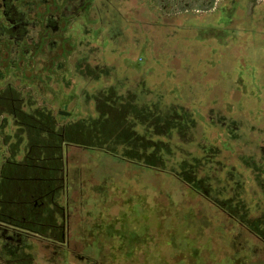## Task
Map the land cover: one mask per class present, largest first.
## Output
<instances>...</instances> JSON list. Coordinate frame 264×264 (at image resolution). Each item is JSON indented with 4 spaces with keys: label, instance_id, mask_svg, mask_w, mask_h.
I'll return each mask as SVG.
<instances>
[{
    "label": "flooded vegetation",
    "instance_id": "obj_1",
    "mask_svg": "<svg viewBox=\"0 0 264 264\" xmlns=\"http://www.w3.org/2000/svg\"><path fill=\"white\" fill-rule=\"evenodd\" d=\"M150 1L163 5L168 3L166 0ZM173 1L176 4L213 2ZM177 18L164 16L161 21L171 23ZM136 19L139 20L137 0H0V264H63L65 256L59 247L64 245H59L57 239L65 233L25 232L23 228L32 225L22 223L32 222L34 217L6 214V190L12 195H17L12 189L18 190L19 194L33 191L25 181L28 171H38L34 168L41 162L35 158L38 149L51 150L44 161L55 167V173L62 175L58 170V136L65 139L63 145L80 148L72 140L78 138L74 131L82 127L88 138L84 144L92 146V149L101 147L110 151L119 146L115 141L123 132L135 130L131 121L140 110L138 99L150 87L147 78L138 79L130 71L134 63L132 57L139 53L142 42L140 39L143 37L139 36L143 34L150 40L144 42L149 50L155 35L162 38L159 47L166 35L172 33L170 28L154 31L152 27L153 36L147 32L144 35L139 31ZM149 20L151 24L155 23L153 16ZM172 36L179 42L176 32ZM169 38L171 40V36ZM174 46L177 49L181 47ZM197 53L200 52L183 50L179 55ZM45 68L55 69L58 76L61 74L58 78L61 87L69 90L73 84L77 86L76 92L69 90L66 94L63 91L55 97L49 91H43L42 84L50 82L41 76ZM35 89L44 92L45 96H37ZM77 97L79 103L75 100ZM78 109H81L83 117H75ZM58 119L65 122L60 123ZM110 124L114 126L106 132ZM90 133L98 137L89 139ZM6 146L10 152L8 159L11 158L8 162ZM6 162L8 166L9 163L16 165L10 173L12 184H6ZM57 174L45 176L55 177ZM40 176L35 175V178ZM212 192L217 193L216 187ZM218 198L219 195L217 198L205 195L207 201L212 200H209L211 203L217 202ZM42 199L21 195L19 202L27 203L30 212L35 213L38 212L36 210L41 211L36 207L44 204ZM229 202L235 206L238 204L231 199ZM41 235L54 239L47 241L52 245L44 247L52 255L51 259L42 260L39 248L42 246L39 245ZM71 255L68 253L67 256ZM78 257L82 259V256ZM85 258L89 259V256Z\"/></svg>",
    "mask_w": 264,
    "mask_h": 264
},
{
    "label": "rangeland",
    "instance_id": "obj_2",
    "mask_svg": "<svg viewBox=\"0 0 264 264\" xmlns=\"http://www.w3.org/2000/svg\"><path fill=\"white\" fill-rule=\"evenodd\" d=\"M137 1L139 7V20L136 19V21L139 23L138 25L140 32H144V35L145 32H147L153 36V32L151 31L154 29V31H162L164 29L167 30V28H170L172 33L166 35L165 40L161 41L162 45L159 47L158 43L162 38L161 36L155 35L153 37L155 40L149 45V50L147 49L148 45L144 42H150V40L145 39L143 34L139 36V38H143L140 39L142 42H140L138 49L139 53L132 57L134 59V63H132L133 69H130V71L134 72L132 75L138 79L143 77L149 78V81L151 82L150 89L157 91V95H160V92L161 94L164 93V97L165 95L166 98L167 96L169 97L168 99H165V101H168L170 104H174L171 103L170 99L173 98L180 101L184 106H190V113L182 110H180L182 112L175 111V115H177V113L183 114L182 119H193L195 123L207 124V120H212V118L217 115L222 116L223 119H238L239 121H242V123H246L248 126L251 122H254L257 126L263 128L264 0H213V2L211 1L210 3L198 1L197 3L183 2L181 4H176L173 0H166L168 3L164 5L161 2L157 3L150 0ZM142 16L145 18L141 19L143 18ZM151 16H153L155 19L154 24L150 23L149 18ZM161 16L162 18H160ZM164 16H176L178 18L172 20L171 23H162L161 20L164 18ZM152 27H154V29ZM175 32L178 34L179 42L175 41L176 39H173L172 35L175 34ZM169 36H171V40ZM170 44H172L171 48L169 47ZM174 44H177V46L181 45V47L179 46L180 48L177 49ZM183 50H191L192 53L196 52L197 50L200 53L199 55L195 54L196 56H194V54L183 56L185 54L182 53L183 55L180 56L179 53H181ZM227 55L229 58H227ZM215 56H224L227 59H224V61L218 65L220 62L217 63V61L214 59ZM126 65H128V68L130 67L127 62ZM216 65L219 66V70H217V67H215ZM228 68H235L237 71L230 72L229 70H226ZM45 69L46 70H42L41 76L47 80L50 79V82L48 81L42 84L43 91H49V93H51L53 96L55 95V97L56 95L62 94L63 91H65L66 94H68L69 90H74V92H76L77 86L74 84V87H72L73 89L71 88L69 90L61 87L62 83L58 80L61 74L58 76L55 69ZM213 70H215V72ZM122 73L126 72L123 71ZM230 77H232L233 82L230 84L231 87H227L226 81L231 79ZM42 94L44 95V92H42ZM75 100L78 103L80 102L79 97H77ZM75 113V117H83L81 109H78V112L75 111ZM184 113L189 115H184ZM153 118L154 115L150 118L147 117L149 122H151ZM58 120L60 123L65 122L63 119ZM74 120L77 121L78 119ZM123 121L124 123L126 122L125 120ZM198 124H196L195 127H197ZM113 126V124H110L109 128L106 129V132L110 131ZM208 127L210 126L208 125L207 128ZM78 129L80 130L74 131L77 133L75 136L78 138H74L75 140L72 141L75 143L84 144L83 141L88 140L86 135L83 134L85 129L82 127H78ZM221 129L223 130V127L219 130L217 128L218 131L214 129L212 130L215 134L211 133L212 142L210 144L214 143L215 146L217 145V151L214 154L215 158L220 156V153L223 155L226 152V155H228L229 158L228 161L231 162L235 158V153L243 152V148L241 147L236 149L230 145L227 142L226 133L223 132L226 130L222 131ZM200 130L201 129H198L197 131ZM241 130L243 129L238 128L234 131H237L238 135H240L239 133ZM262 131H264V128ZM88 137L89 139H93L98 137V135L90 133ZM205 139H207V137ZM63 140H65L63 137L58 138V142L61 143V146L63 145ZM183 140L184 139H182V142H179L180 147L181 145H184V148H186V144H190V146L192 145V143H187L188 141L185 143ZM54 142L57 143V141ZM193 145L195 144L193 143ZM192 148L193 146H191L189 150L192 151ZM74 154H77L75 161L78 163V165L76 166L80 167L83 164H86L90 168H100L98 176L105 175L104 167H106V161L107 159L112 158L114 161H116L115 170L119 175L117 177L122 181L126 180V185L129 190H131L130 185H132L135 192H138L139 187H144L148 180H152L154 176H157L159 179V181L153 182L154 184L152 185L158 184V188H155L154 190L159 194L161 193L165 200H167L166 202L169 214H167L166 217L168 219L164 220L162 226H157L155 217L153 215L138 216L136 214V217H132L131 212H127V215L126 212H122V214L118 216L116 223H118V226L121 229L120 234L124 256L127 255V258L123 259L131 260V262H124L123 264H186L188 259L191 257L187 258L183 256L181 257L182 261H176V259H174L175 251L169 252L167 249H159L163 247V244L167 241L172 244V250L176 249L180 245L179 242L188 244L189 240L184 239L185 237H180L181 234L188 238L190 237V234H192L194 237H196L195 242L197 244L205 243L207 245L203 252L200 253L203 256H199L198 253L194 252L195 258H192L191 261L194 264H211L210 257L212 256V252L210 251V247L213 248V246L209 245V242H206L209 238L205 239L203 237L202 234H204V232H202L200 237L198 234H195V236L193 232L185 234L187 231H190L189 226L192 224L206 226L202 220V212L206 211V208L201 212L196 204L192 202V196L189 197V195L195 190L192 189L187 195L182 192V190L186 189V184L184 181L177 178L173 174L155 172L152 168H148L146 165H138L135 162H129L121 159L110 154V151L108 150L101 149L100 151L98 149L91 148L87 150H75ZM230 162H228L227 165L231 164L235 167V169L237 168L238 171L241 172V166H239L237 163ZM123 168H125V171H123ZM87 169L80 173V175L84 176V180L93 178L91 171L88 172ZM78 171L79 170H76V175L79 174ZM136 171L140 172L138 176L143 181H139V179V182L137 183H130V180L121 178L122 175H129ZM249 171L251 172V169ZM255 171L256 169H254L250 175H254ZM226 174L231 176L234 180V172H227ZM134 179H136L135 176ZM213 179L215 181L217 180L215 177ZM260 179L262 178L257 177L252 179V176H249L248 179L246 178V184L248 187H250L253 183V180L256 183L261 184ZM81 182L82 180L80 178H76L77 187L75 189L73 188L74 185L72 187L75 193H81ZM151 183L152 182L150 181L147 184L150 185ZM218 183L220 182H216L217 193L215 194L216 196H214L215 198H217L218 195L220 197L226 196L228 198L227 201H229L232 197L235 198L237 196V198L234 200L236 202L238 201V195L236 194L239 190V187L242 188L240 183L237 182L236 184L238 186H234V188L229 186L230 191H228L227 187L225 186L223 188L219 187ZM82 187H86V185L82 184ZM87 188H83V190ZM90 188L92 191L89 189V191H86V193L89 195L90 192H93V194L91 193L92 198L95 197L94 192L104 189V187H100L99 189H95L93 187ZM111 190L112 188L110 190L107 189L104 193V198H102L103 202H101L102 205L99 209L94 208L93 202H89V200L92 201V199H88L87 201L86 199H83L80 202L84 207L87 205L89 206L86 208V212L90 215L91 222H94V224H108L106 217V209L108 208L107 204H111L114 199L110 195ZM196 192L198 195H202L199 194L200 192ZM112 193H114V189L112 190ZM229 195H231V197H229ZM208 200L212 202L211 199ZM258 201L259 200L256 199L254 200V198L252 201H249L252 208H257L259 205L264 208V203L262 204L260 201ZM86 202L88 203L87 205ZM119 202H121V199ZM213 203H215V201H213ZM194 205L195 209L193 208ZM237 205L241 207V204ZM206 212L209 213V211ZM223 215L218 217H223ZM171 216L174 224L169 222ZM225 220L227 221V217ZM232 221H236L233 222L236 224L238 220L234 219ZM132 223L136 224L135 228H131L130 225ZM152 224H155L153 227L155 232H157L156 227L160 228V232L163 234H161L160 238L154 237L153 235L152 237L148 236L147 232L149 230L146 226H151ZM171 226L179 227L176 228L179 229L180 235L176 239V242L168 234L170 233L171 229H174V227ZM206 228L209 227L206 226ZM157 238L159 239L156 241L155 239ZM133 241H137L136 244H134ZM152 247H154L155 255L153 253ZM109 248L110 252L115 251L114 249L112 251L110 246ZM198 249H201V246H199ZM114 254L115 253H113V255Z\"/></svg>",
    "mask_w": 264,
    "mask_h": 264
},
{
    "label": "trees",
    "instance_id": "obj_3",
    "mask_svg": "<svg viewBox=\"0 0 264 264\" xmlns=\"http://www.w3.org/2000/svg\"><path fill=\"white\" fill-rule=\"evenodd\" d=\"M196 55H199V53H197ZM196 55L194 54V56ZM227 58H229L228 55ZM227 58L224 56L214 57L217 63L220 62L218 63V65H220L224 61V59ZM218 65L215 66L217 67V70H219ZM226 70H229L230 72L237 71L235 70V68H228ZM213 71L215 72V70ZM230 78L231 79L226 81L227 87H231L230 84H232L233 82L232 77ZM147 79L149 80V78ZM149 84V86L151 87V82ZM150 87L147 91H145V94L140 96V98L138 99V107L140 108V111L135 115L134 121H131V123H134V127H136L135 130L130 133L131 135L129 134V132H123V134L115 141L119 146L116 149H111L110 154L129 162H135L138 165H146L148 168H152L155 172L175 175L177 178L185 182L186 189L182 190L185 195L189 194L192 189L195 190L190 193L189 197L192 196V202L196 204L201 212L205 208L206 211H209V213H207L206 211L202 212V220L204 224L209 228H206V226H200V224H192L189 226L190 231H187V233L185 234L193 232L194 235L198 234L200 237L202 232H204V234H202L203 237L205 239L209 238L206 242H209V245H212V240L214 238L212 233V226L214 224L213 222L218 216H222L223 214H226L223 215V217H227L231 221L234 219L238 221L240 220L241 222L239 221L238 223L242 226H246L247 230L251 231L252 224H250L248 220L243 221L241 215H238L235 210L236 208H239V205L235 206L227 201L228 198L226 196H219V200H217V202L214 200L216 203H211L208 202L209 200L207 201L205 199V195L209 194L211 196H216L211 190L212 186L216 187V182H220L218 183L219 187H227L228 191H230L229 186L231 188H234V186L237 187L238 185L236 183L238 182L240 183L242 188L239 187V190L237 189V203L241 204L240 208H244L243 210L245 214H248L249 210H252V206L250 205L249 201H252L253 198L254 200H259L262 204L264 203V131H262L264 126L263 128H261L254 122H251L248 126L246 123H242V121H239L238 119H223L222 116L217 115L212 118L213 121L207 120V124L195 123L193 119H182L183 114L177 113V115H175V111H187L188 113H190L191 107L184 106L180 101L173 98L170 99L171 103L174 104H170L168 101H165V99L169 98L168 96L167 98L166 95L164 97V93L161 94V92L159 93L160 95H157L158 92L155 90H151ZM185 114L189 115L187 113H184V115ZM153 115V120L149 122L147 117L150 118L153 117ZM196 124H198L197 127H195ZM208 125L210 127L207 128ZM222 127L223 130H226L223 131L221 129L224 133H226L227 142L236 149L241 147L243 148V152H236L234 160L231 161L237 163L242 167L240 170L241 172H239L237 168L235 169V167L231 164L227 165V163L230 161H228L229 158L228 155H226V152L223 155H221L220 153V156H217L216 158L214 156L217 151V145L215 146L214 143L210 144L212 142L211 133H214V131H212L213 129L218 131ZM238 128L243 129L239 133L240 135H238L237 131H234ZM198 129L201 130L197 131ZM206 137L207 139H205ZM182 139H184L183 141L185 143L187 141V143H192V151L189 150L191 147L190 144H186V148H184V145H181V147L179 146V142H182ZM193 143L195 145H193ZM77 144L81 146L80 149L87 150L93 148L92 146H89L87 144ZM60 147L61 143L58 144L57 150V158L59 162H61L62 158ZM95 149H98V147ZM101 149L106 150L101 147L98 150L101 151ZM76 155L77 154H74V160L76 159ZM115 163L116 161H114L112 158L107 159L106 167H104L105 175L103 176H98L100 168H90L86 164L82 165V168H85L84 170H86L88 167L87 171H91V175H93V178L88 179L90 181H94V183H92L94 185H91V187L95 189L104 187V189H100L97 190L98 192H94V198H92L91 196V193L93 194V192H90L89 199H92V201L89 200V202H93V205L98 203L96 205L101 206V202H103L102 198H104V193L106 192V190H110L115 186L117 188V192L119 193L118 198L121 199V203L123 205L125 203L126 208L128 207L130 209L129 210L127 208V210L131 212L132 217H136L137 215H153L155 217L157 226H162L164 220L168 219L166 215L169 214V211L167 208V200H165L164 196L161 193L159 194L154 190L155 188H158V184L152 185L154 184L153 182L159 181L158 177L154 176L152 180H148V182H152L150 185H148L147 182L144 187H139L138 192H135L132 185L129 184L131 187V190H129L126 185V180L122 181L117 177L119 175L115 170ZM76 165H78V163L75 161V166ZM59 168H62V163L59 164ZM250 169L251 172L249 171ZM254 169H256L255 174L250 175V173H252ZM123 171H125V168H123ZM227 172L235 173V175H233L235 177L234 180L231 176H228L226 174ZM139 174L140 172L136 171L129 175H122L121 178L130 180V183H137L139 181H143L138 176ZM134 176L136 179H134ZM249 176H252V179L261 177V184H258L253 180L252 182L254 184L252 183L251 186L248 187V185L246 184V178L248 179ZM214 177L217 178L216 181L213 179ZM88 187L91 190L90 186ZM196 191L200 192L199 194L202 195H198ZM229 197H231V195H229ZM234 199L232 197L231 201H235ZM193 208L195 209V205L193 206ZM257 208L263 207L259 205V207L257 206ZM223 210H225V212H223ZM113 218V213L109 214L107 217V219ZM169 222H172L174 224V222L172 221V216ZM153 225L155 226V224ZM176 228L179 227H174V229H171L170 233H168L172 237V239L175 240V242L178 236H180L179 229ZM156 230L157 232L152 231V235L154 237L160 238L162 234L160 232V228L156 227ZM180 237H185L184 239H188V244L179 242L180 245L178 244L179 246L176 249L172 250V244L167 241L163 244V247L159 249H167V251L169 252L175 251L174 259H176V261H182L181 257L183 256L187 258L191 257L188 259L186 264H194L191 261L192 258H195L194 252L198 253L199 256L202 255L200 253L203 252L207 245L205 243L197 244L195 242L196 237H194L192 234H190V237H192L193 239L190 237L188 238L182 234ZM159 238L155 240L157 241ZM199 246H201V249H198ZM152 248L155 255L154 247Z\"/></svg>",
    "mask_w": 264,
    "mask_h": 264
},
{
    "label": "crops",
    "instance_id": "obj_4",
    "mask_svg": "<svg viewBox=\"0 0 264 264\" xmlns=\"http://www.w3.org/2000/svg\"><path fill=\"white\" fill-rule=\"evenodd\" d=\"M35 94L43 97V94H39L37 89H35ZM75 150L84 149L66 145L60 147L62 158L61 162H58V170L61 171L62 175H58L54 171L55 167L53 168L52 165L44 161L45 158L48 157V153H51V150L47 152L43 149H38L35 158L38 159V161L41 160V162H38L39 164L34 166L38 171H28L27 180L25 181V183H29L33 187V189H31L33 191H31L30 194L26 191L20 192L21 194H19L18 190L12 189L17 192V195H12L11 191L6 190V214L19 217L24 215L33 216L32 222L25 221L22 223L26 226L32 225V227L23 228L25 232H64L65 235H60L57 239L59 245H64L59 247L63 249L65 256L63 264H123L124 262H131V260L123 259L127 258V255L124 256L120 234L121 229L118 223H116L118 216L121 215L122 212L129 211L126 206L119 202V193L114 186L112 188V190L114 189V193H112V190L110 191V195L114 198L113 202L111 204L108 203V208L106 209V216L108 217L109 214L113 213L114 218L107 219V225L94 224V222H91V217L86 212V208L89 207L87 205L88 203L86 202L87 206L84 207L80 202L83 199L87 201L90 198V194L87 195L86 191L89 189L88 186L91 187V185H94L92 184L94 181L88 179L84 180V176L80 175L85 168H82V166H75ZM9 153L6 146V161L11 160V158L8 159ZM7 162L6 184H12V176L10 173L11 169L14 168L13 166L16 165L9 163L8 166ZM60 163H62V168H59ZM76 170H79V174L77 175ZM49 173H54L58 176H45V174ZM35 175L41 176L39 179H36ZM76 178L82 180L81 187L78 184L81 190L79 194L75 193L73 190V188L75 189L77 187ZM82 184H85L88 188L82 190L86 188L82 187ZM21 195L42 197L44 204L36 207L41 209V211L36 210L38 212H30L31 209L27 203L24 204L19 202ZM96 204H94V208L99 209L100 206ZM243 209L244 208H236L235 210L238 215H241L243 221L248 220L249 223L252 224L251 231H248L246 226L240 225L238 221L236 224L233 223L236 221H231L228 218L226 221L225 217H217L214 220L212 233L213 237H215L212 240L211 264H264V208H252V210H249L248 214H245ZM28 219L29 218H27V220ZM130 226L131 228H135L136 224L132 223ZM146 227L149 230L147 232L148 236L152 237V232L150 231H154V225L152 224ZM41 237L42 240L39 245L42 246L39 248H41L42 260L53 258L44 247L52 245L47 241H54V239L45 235H41ZM136 242L137 241H133L134 244H136ZM109 246L112 251L113 249L115 251L110 252ZM68 253H72V255L67 256ZM113 253L115 254L113 255ZM78 256H82V259ZM86 256H89V259H86ZM15 262H18V259L15 260ZM1 264H4V262Z\"/></svg>",
    "mask_w": 264,
    "mask_h": 264
},
{
    "label": "bare ground",
    "instance_id": "obj_5",
    "mask_svg": "<svg viewBox=\"0 0 264 264\" xmlns=\"http://www.w3.org/2000/svg\"><path fill=\"white\" fill-rule=\"evenodd\" d=\"M150 194V193H149Z\"/></svg>",
    "mask_w": 264,
    "mask_h": 264
}]
</instances>
